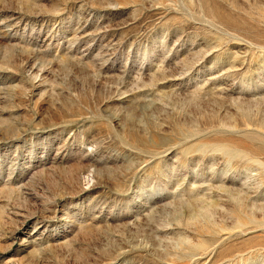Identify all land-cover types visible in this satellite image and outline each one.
Wrapping results in <instances>:
<instances>
[{
	"label": "rangeland",
	"instance_id": "1",
	"mask_svg": "<svg viewBox=\"0 0 264 264\" xmlns=\"http://www.w3.org/2000/svg\"><path fill=\"white\" fill-rule=\"evenodd\" d=\"M0 264H264V0H0Z\"/></svg>",
	"mask_w": 264,
	"mask_h": 264
}]
</instances>
